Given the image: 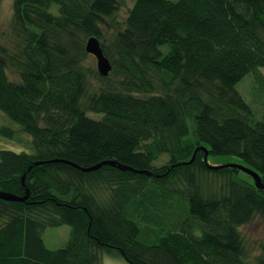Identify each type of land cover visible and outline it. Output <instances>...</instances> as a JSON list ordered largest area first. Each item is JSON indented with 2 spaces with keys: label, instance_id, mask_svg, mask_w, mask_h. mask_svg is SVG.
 <instances>
[{
  "label": "trees",
  "instance_id": "obj_1",
  "mask_svg": "<svg viewBox=\"0 0 264 264\" xmlns=\"http://www.w3.org/2000/svg\"><path fill=\"white\" fill-rule=\"evenodd\" d=\"M10 30L0 111L19 128L0 133L31 150H0V191L24 197L0 198V264H264L241 232L264 222V189L204 160L235 155L264 184V0H12ZM90 36L107 76L86 63Z\"/></svg>",
  "mask_w": 264,
  "mask_h": 264
},
{
  "label": "rangeland",
  "instance_id": "obj_2",
  "mask_svg": "<svg viewBox=\"0 0 264 264\" xmlns=\"http://www.w3.org/2000/svg\"><path fill=\"white\" fill-rule=\"evenodd\" d=\"M131 6V2H127L126 6L121 7L117 12V18L123 19L126 16L127 7ZM12 16V0H0V44L6 47L9 52H14L17 48V39L12 35L10 30V20ZM86 63L96 68L95 58L89 54ZM264 74V67L260 68ZM9 76H13L12 71L9 69ZM253 76L248 74L244 76L236 85L240 94L248 101L251 102V86L253 82ZM90 116H94L90 114ZM189 127V136H192L193 121L189 118L187 120ZM6 125L14 131L19 128L17 123L10 120L3 112L0 111V127ZM21 138L17 135L16 138H8L0 133V150L9 149L16 152L31 150L30 148V136L26 133L20 134ZM21 139V141H20ZM163 160H166L164 155ZM207 163L210 165H222V164H240L244 165L241 158L235 155H208ZM158 164V160L154 162ZM240 177L247 178L245 172L239 173ZM70 232V227L67 225H61L58 227H48L43 232V241L47 248L56 249L65 245ZM241 232L246 239V247L249 251V255L252 257L259 252V243L264 241V222L255 218L251 223L241 227ZM255 264L253 261H251ZM103 264H130L124 258L119 255H113L104 253Z\"/></svg>",
  "mask_w": 264,
  "mask_h": 264
},
{
  "label": "water",
  "instance_id": "obj_3",
  "mask_svg": "<svg viewBox=\"0 0 264 264\" xmlns=\"http://www.w3.org/2000/svg\"><path fill=\"white\" fill-rule=\"evenodd\" d=\"M85 50L86 52H88L89 54L93 55V57L95 58L96 61V69L98 71V73L101 76H107L109 71L111 70V63L108 60V58L103 54L102 52V48L100 46V42L99 40L95 37V36H90L87 38L86 42H85ZM194 155V154H193ZM194 156L191 157V159L189 161H187V163H190L193 160ZM204 160L207 162V152H205L204 154ZM41 163V162H37ZM105 164H109V165H115V163L113 161H101L98 162L94 165H91L89 167H79L81 170L83 171H91V170H95L97 168H99L102 165ZM75 165V164H73ZM236 167H238L240 170H242L243 172L249 174L253 181H254V185L257 188H262L264 189V184L261 182L260 176L253 170H251L250 168L244 166V165H238V164H232ZM117 167H119L120 169H128V167L122 166V165H117ZM211 168H217V165H210ZM24 177H22V181H23ZM0 198L4 199V200H10V201H14V200H23L24 197H19L7 192H2L0 191Z\"/></svg>",
  "mask_w": 264,
  "mask_h": 264
},
{
  "label": "bare ground",
  "instance_id": "obj_4",
  "mask_svg": "<svg viewBox=\"0 0 264 264\" xmlns=\"http://www.w3.org/2000/svg\"><path fill=\"white\" fill-rule=\"evenodd\" d=\"M222 166V165H221Z\"/></svg>",
  "mask_w": 264,
  "mask_h": 264
}]
</instances>
